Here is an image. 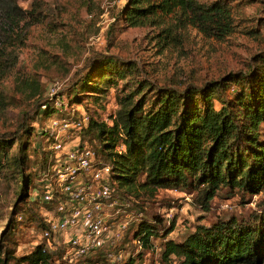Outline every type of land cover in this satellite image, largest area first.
<instances>
[{"label":"trees","instance_id":"trees-1","mask_svg":"<svg viewBox=\"0 0 264 264\" xmlns=\"http://www.w3.org/2000/svg\"><path fill=\"white\" fill-rule=\"evenodd\" d=\"M86 2L78 0L77 3L82 7ZM41 6L40 0H32L29 9L24 10L17 0H0V117L5 119L12 108L11 92L17 91L24 103L17 114L15 130L0 133V174L6 181L14 183L17 199L27 197L28 186L34 180V175L24 171L25 142L22 143V136L34 129L37 118L51 116L64 106L60 109L54 106L34 72L29 73L30 80H23L30 88L28 92L21 86L16 90L7 81L11 73L21 70L16 69V49L26 46V34L17 31L19 27L15 28V22L26 15H40ZM170 15L176 17L177 26H164L165 18ZM119 16L126 27H161L156 36L161 47L177 45L178 30L186 26L216 40L226 38L235 27L232 12L223 0H126ZM51 31L56 32L58 28L52 27ZM90 60L88 64L92 62ZM96 61L98 81L92 82L90 73L95 68L87 64L92 69L83 78L58 90L54 96L61 101L64 98L71 113L77 115L80 112L72 106L79 104L81 92L108 91L115 77H124L126 70L116 68L117 57L98 54ZM123 65L126 69L135 67L131 62ZM250 69L253 71L248 74L254 73L252 84L251 78L241 80H245L248 92L241 90L233 100L222 95L224 85L234 78L231 75L223 83L214 81L200 88L191 82L182 90L165 86L157 96V107L150 111L145 110L144 100H123L111 124L91 118L79 132L80 141L88 144L85 138H93L103 145L98 154L111 165L115 195L125 201L127 194L139 197L141 192L147 198L159 189H188L194 191V204L210 211V202L220 190L232 193L237 189L241 195L261 193L264 190V132H261L264 123V51L253 57ZM215 99L221 103L219 109L213 106ZM121 146L124 150L118 151L116 147ZM43 151L40 170L45 167L50 154ZM136 206L140 208L139 204ZM261 207L260 215L252 221L230 215L208 226L198 225L182 242L168 238L175 227L174 219L165 224L158 216L151 220L142 217L132 241H140L143 248H153L151 238L161 234L166 239L162 258L167 260L175 256L181 259V264H263L264 200ZM14 211H20L17 204ZM26 211L33 214L41 233L46 227L44 219L29 207ZM14 226L13 217H10L0 238V264H9L14 259L15 249L9 243ZM125 234L126 230L120 242ZM120 242L116 250H124ZM65 247L50 253L41 241L20 261L51 264L52 254L63 256ZM95 256L73 259L88 264L105 259L100 250ZM130 259L123 264H132Z\"/></svg>","mask_w":264,"mask_h":264},{"label":"rangeland","instance_id":"rangeland-1","mask_svg":"<svg viewBox=\"0 0 264 264\" xmlns=\"http://www.w3.org/2000/svg\"><path fill=\"white\" fill-rule=\"evenodd\" d=\"M17 1L22 9L28 10L32 0ZM40 1V15H26L15 22V28L19 27L17 31L26 34V46L16 49V69L21 70L11 73L7 81L16 90L21 86L28 92L30 88L25 86L23 80H30L29 73L34 72L38 75L41 89L44 88L47 95L50 84L57 82V91L62 90L83 78L90 71L88 65L95 68L98 54H111L118 58L116 68L126 70L124 77H115L108 91L100 90L92 94L81 92L79 104L72 106L98 122L111 124L123 100H144L145 110L150 111L157 107V96L165 86L182 90L191 82L200 88L214 81L223 83L231 75L234 78L224 85L222 95L233 100L241 90L248 92L245 80H241H250L254 73L248 74L253 71L248 70L249 64L256 54L264 51V0H223L232 12L235 25L234 31L223 40L205 37L193 27L186 26L178 30L179 43L166 47H161L156 38L161 27L124 25L119 14L126 0H86V5L82 7L78 6V0ZM212 1L215 0H208ZM165 22L164 26L177 24L173 15L165 18ZM52 27H57L58 31H51ZM89 60L92 62L88 64ZM125 62H131L135 67L126 69L123 65ZM96 69L90 73L92 82L99 80ZM10 95L12 108L5 119L0 117V133L15 130L17 114L24 106L17 91ZM197 97L199 99V95ZM202 103L200 100L199 104ZM213 106L219 109L220 101L213 100ZM62 113L59 110L51 116H61ZM51 116L37 118L34 129L21 139L22 143L25 142L24 171L34 175V180L28 186L27 197L17 199L14 183L6 181L0 174V238L10 217H13L15 225L9 241L15 249L14 259L9 264H26L20 259L41 242L39 226L33 214L26 211V207L42 217L41 203L34 194L35 178L40 170L43 149L47 148L43 144L42 127ZM261 132H264V123L261 124ZM85 140L97 152L102 151L103 145L93 138ZM116 149L124 150L121 147ZM127 195L124 197L127 203L124 201L125 206L117 220L128 222L120 247L124 248L125 261L131 258L132 264H181V259L175 256L167 260L162 258L166 239L161 234L151 238L153 248L140 249L135 245L132 236L142 217L151 220L158 216L164 219L165 224L174 219L175 227L168 238L182 242L198 225L208 226L220 218L234 215L254 220L260 215L264 200V190L257 195H241L237 189L232 193L220 190L210 202V211H205L194 204V191L188 189H159L147 198L141 192L139 197ZM15 204L20 211H14ZM62 255L52 254L50 263L88 264L87 261L73 259L69 253Z\"/></svg>","mask_w":264,"mask_h":264},{"label":"built area","instance_id":"built-area-1","mask_svg":"<svg viewBox=\"0 0 264 264\" xmlns=\"http://www.w3.org/2000/svg\"><path fill=\"white\" fill-rule=\"evenodd\" d=\"M57 89V82L50 84L47 95L56 108L64 105L63 113L42 127L44 150L50 154L35 179L34 194L46 223L39 238L50 253L65 245L73 258L85 260L100 250L105 259L95 264H123L124 250L116 248L128 225L117 220L125 202L114 193L111 165L80 141L91 116L71 113L64 98L54 99ZM133 242L141 249L140 241Z\"/></svg>","mask_w":264,"mask_h":264}]
</instances>
